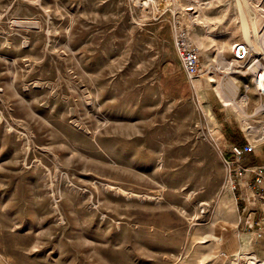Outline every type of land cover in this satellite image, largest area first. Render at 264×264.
<instances>
[{"label": "rangeland", "instance_id": "rangeland-1", "mask_svg": "<svg viewBox=\"0 0 264 264\" xmlns=\"http://www.w3.org/2000/svg\"><path fill=\"white\" fill-rule=\"evenodd\" d=\"M161 2L155 20L129 0H0V264L264 262V137L235 178L223 159L259 119L216 92L221 43L231 61L244 23L264 33V0ZM232 76L249 115L262 99Z\"/></svg>", "mask_w": 264, "mask_h": 264}, {"label": "built area", "instance_id": "built-area-1", "mask_svg": "<svg viewBox=\"0 0 264 264\" xmlns=\"http://www.w3.org/2000/svg\"><path fill=\"white\" fill-rule=\"evenodd\" d=\"M161 1L163 3L161 2L160 5L163 6L164 0ZM129 2L135 9H139L141 13L151 14L155 20L161 18L165 14V8L162 10L158 8L157 0H129ZM173 24L175 32L174 42L183 69L189 79L194 81L201 73L199 50L191 41L186 26L180 20L176 19H174ZM262 35L263 31L261 32V36ZM261 42H263V39ZM231 53L232 60L235 62L236 66L239 67L237 73L242 77L250 78L251 84H245L244 88L250 90L252 86L256 94L262 99L254 108L253 112L248 115L250 118L253 117L259 120L255 124L247 123L246 130H244L247 143L242 146L230 144L229 148L232 157L227 158L223 156L228 176L230 179H233L241 174V172L247 171L240 165L241 161L255 151L256 139L262 140L264 136V53L261 50H257L255 45L246 41L235 42L232 46ZM249 101L250 96L247 98V104ZM254 134L258 135L255 136V139L251 140L249 136H253ZM259 176L261 175L259 174Z\"/></svg>", "mask_w": 264, "mask_h": 264}, {"label": "bare ground", "instance_id": "bare-ground-1", "mask_svg": "<svg viewBox=\"0 0 264 264\" xmlns=\"http://www.w3.org/2000/svg\"><path fill=\"white\" fill-rule=\"evenodd\" d=\"M243 1H244V3H243L244 5L250 6L251 0H243ZM254 9L257 12H259L260 10H261V12L263 11V8L260 9L259 5L254 7ZM262 20H263L262 17L257 15V16L252 18V21H250L252 23L251 24L252 26L249 23L243 22L244 24L242 26V33H243L244 41L249 42L252 45H255L257 50H261L264 53V33L261 36V34H259L260 33L259 30L257 29V25H259ZM262 39H263V42H261ZM198 41L200 43H202L200 38H198ZM221 44H222L221 49H223L225 51L226 47H228V42L221 43ZM202 45H203V43H202ZM223 50H218V55L216 57H217L218 62H220V66L218 65L219 67L216 69V71L219 74H221L220 69H225L226 72L224 73V75L225 76L228 75V76H226V77H228V80L224 84L221 82L222 80H219L217 82L216 92L226 107L231 106L232 108L239 111L240 113H244L245 117H249L248 114L245 113L246 111L244 112V110H245L244 108L246 106L248 95H244V97L242 99L240 98V93H241L240 92V85L238 84V81L235 78V76L234 77L232 76V74H235L238 72L235 68L236 64L233 60L229 61L225 57ZM201 74L202 73H200V75L197 76V78H199L201 76ZM229 75L231 77H229ZM202 76H204V75L202 74ZM210 81L211 80L208 79V82H210ZM196 90L198 91V87L196 88ZM247 120H248V118H247ZM248 123H250V122H248ZM216 240H217V244H220V245L223 242V238H221V237L216 238ZM253 260L254 261L251 262V264H257L256 258H253ZM261 264H264V262Z\"/></svg>", "mask_w": 264, "mask_h": 264}, {"label": "trees", "instance_id": "trees-1", "mask_svg": "<svg viewBox=\"0 0 264 264\" xmlns=\"http://www.w3.org/2000/svg\"><path fill=\"white\" fill-rule=\"evenodd\" d=\"M230 141L232 144L242 146L247 143L244 135L242 132H234L230 138Z\"/></svg>", "mask_w": 264, "mask_h": 264}, {"label": "crops", "instance_id": "crops-1", "mask_svg": "<svg viewBox=\"0 0 264 264\" xmlns=\"http://www.w3.org/2000/svg\"><path fill=\"white\" fill-rule=\"evenodd\" d=\"M176 1H177V0H175V2H176ZM190 9H193V8H190ZM190 9H189V10H190ZM250 101H251V97H250ZM219 111L225 113L223 109H221V110H219ZM220 112H219V113H220ZM221 115H223V114L221 113ZM224 115H225V117L222 116V118L228 122V120H229V116H228V114L226 113V114H224ZM246 141H247V140H246Z\"/></svg>", "mask_w": 264, "mask_h": 264}]
</instances>
